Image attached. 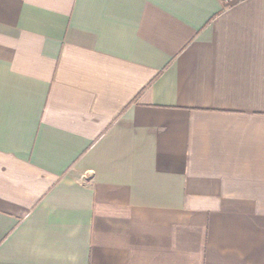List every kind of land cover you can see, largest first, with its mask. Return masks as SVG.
I'll return each mask as SVG.
<instances>
[{
    "label": "crops",
    "instance_id": "crops-1",
    "mask_svg": "<svg viewBox=\"0 0 264 264\" xmlns=\"http://www.w3.org/2000/svg\"><path fill=\"white\" fill-rule=\"evenodd\" d=\"M0 264H264V0H0Z\"/></svg>",
    "mask_w": 264,
    "mask_h": 264
},
{
    "label": "built area",
    "instance_id": "built-area-1",
    "mask_svg": "<svg viewBox=\"0 0 264 264\" xmlns=\"http://www.w3.org/2000/svg\"><path fill=\"white\" fill-rule=\"evenodd\" d=\"M231 1V0H230Z\"/></svg>",
    "mask_w": 264,
    "mask_h": 264
}]
</instances>
